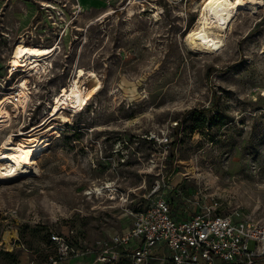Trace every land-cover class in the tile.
I'll return each mask as SVG.
<instances>
[{
	"label": "rangeland",
	"instance_id": "1",
	"mask_svg": "<svg viewBox=\"0 0 264 264\" xmlns=\"http://www.w3.org/2000/svg\"><path fill=\"white\" fill-rule=\"evenodd\" d=\"M131 1L0 0V99L19 104L15 89L31 97L0 124V144L49 120L79 71L85 89L99 88L84 109L59 107L53 132H36L51 140L41 176L0 181V264H50L53 235L72 230L73 243L96 246L157 197L186 216L264 223V9L241 14L225 47L207 54L188 40L203 0ZM18 42L57 46L53 67L11 77ZM6 232L16 233L13 248Z\"/></svg>",
	"mask_w": 264,
	"mask_h": 264
},
{
	"label": "built area",
	"instance_id": "2",
	"mask_svg": "<svg viewBox=\"0 0 264 264\" xmlns=\"http://www.w3.org/2000/svg\"><path fill=\"white\" fill-rule=\"evenodd\" d=\"M13 64L10 75L18 73ZM160 190L158 186L155 192ZM216 205H218L216 203ZM174 202L157 197L132 214L127 231L88 246L73 243L77 232L53 235L56 253L50 264H65L73 257L91 256L93 264H262L264 263V223H252L227 213L195 211L180 220ZM255 242V248H250ZM166 248L168 256L157 255Z\"/></svg>",
	"mask_w": 264,
	"mask_h": 264
},
{
	"label": "bare ground",
	"instance_id": "3",
	"mask_svg": "<svg viewBox=\"0 0 264 264\" xmlns=\"http://www.w3.org/2000/svg\"><path fill=\"white\" fill-rule=\"evenodd\" d=\"M145 1L132 0L131 5L143 4ZM263 9L264 0H203L200 4L197 27L188 37L189 46L194 49L198 48L207 54L218 53L225 47L227 31L232 28L234 22L241 14L257 16ZM130 11L132 12L133 10ZM57 49V46L47 48L18 42L14 45L10 63L18 69L17 72L34 71L36 73H46L49 68L53 67L51 61ZM84 78L88 77L82 71H79L69 85L55 95L53 100L55 107L52 109L53 113L49 120L35 126L28 135L23 131H13L2 140L0 144L1 182L7 183L19 178L41 176L42 171L38 164V158L40 159L50 146L51 140L45 135L39 136L41 133L37 135L36 132L39 130L44 131L46 128H48V131L56 129L51 123L60 117L59 107L60 109L71 108L72 110H81L86 107L92 97L99 92V88L85 89L83 87ZM12 95L19 104L14 101L11 102L9 98L0 99L1 125L9 123L13 118L21 115V109H25L31 101V97L24 89H15ZM10 104L13 105V112L16 113V116H12L8 109ZM62 118L63 122L67 121L66 117ZM96 190L99 193L102 189L97 188ZM14 237H16V233H5L3 241L8 248H13L12 239Z\"/></svg>",
	"mask_w": 264,
	"mask_h": 264
},
{
	"label": "crops",
	"instance_id": "4",
	"mask_svg": "<svg viewBox=\"0 0 264 264\" xmlns=\"http://www.w3.org/2000/svg\"><path fill=\"white\" fill-rule=\"evenodd\" d=\"M174 211V215L180 219V220H183V219H186V218H189L190 216L193 215V213H189L188 216H186V214H184L183 212L179 211V212H176L175 209H173ZM196 211V210H195ZM130 226V225H129ZM129 226L124 230V231H127ZM123 231V232H124ZM157 255L160 256V257H167L168 256V251L166 250V248H160L158 249V252H157ZM93 258V257H92ZM93 261H94V258H93ZM157 264H166V262L164 260L162 261H159ZM264 264V263H262Z\"/></svg>",
	"mask_w": 264,
	"mask_h": 264
}]
</instances>
